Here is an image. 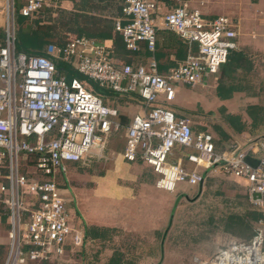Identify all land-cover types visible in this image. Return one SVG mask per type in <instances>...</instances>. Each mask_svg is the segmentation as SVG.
<instances>
[{
  "label": "built area",
  "instance_id": "1",
  "mask_svg": "<svg viewBox=\"0 0 264 264\" xmlns=\"http://www.w3.org/2000/svg\"><path fill=\"white\" fill-rule=\"evenodd\" d=\"M161 1H123V16L114 27L127 49L138 50L143 42L148 50H155ZM56 3L10 0L0 35V204L8 209L11 224L3 264L47 261L62 255L69 245L82 243V233L70 226L57 173L65 172L67 162L102 157L108 141L123 128L122 156L149 165L158 174L160 188L172 191L181 182L199 184L205 167L244 178L249 200L260 212L255 233L220 248L201 264H264V136L218 152L210 132L193 130L189 118L164 105L173 100L177 84H199L218 71L237 47V23L223 14L205 17L186 2L173 6L163 14V24L189 50L166 72L158 70L154 58L146 65L118 63L112 50L92 37L71 35L64 43H49L47 53L69 62L99 86L139 94L142 111L123 124L117 109L78 77L67 81L54 59L17 50L15 9L33 17ZM176 148L187 151L171 160ZM24 193L30 195L28 204ZM22 213L27 216L23 230Z\"/></svg>",
  "mask_w": 264,
  "mask_h": 264
},
{
  "label": "crops",
  "instance_id": "2",
  "mask_svg": "<svg viewBox=\"0 0 264 264\" xmlns=\"http://www.w3.org/2000/svg\"><path fill=\"white\" fill-rule=\"evenodd\" d=\"M123 1L63 0L62 3L72 7L75 16L84 18V22L79 21V28L85 26L84 32L88 33L79 36L92 37L104 43L112 50L118 63L146 65L154 58L160 72L178 65L189 50L187 43L165 28L162 16L166 11L186 2L208 16L230 15L239 31L237 47L231 50L218 71L208 74L201 83L177 84L172 103L177 98L180 100L175 110L189 118L193 130L213 135L218 152L235 143L245 144L250 139L264 136V0H233L218 9L210 6V0H201L202 6L199 0H174L170 4L162 1L156 18L154 51L148 50L143 42L138 50L125 47L114 27L115 20L123 16ZM243 4L248 12H245ZM252 19H257L255 26L248 25ZM89 31L95 35H89ZM101 32L106 35H99ZM191 47L196 52V45ZM103 100L117 109L123 124H128L132 116L143 109V101L136 92L106 90ZM124 143V135L112 138L102 157H93L88 162H68L58 182L62 189L70 186L74 190L77 199L75 209L72 211L73 208L68 206L67 210L70 226L83 235L82 243L69 245L58 257L34 263L155 264L158 261L168 264L169 251L177 255V247L172 248L169 242L172 227L177 224L179 208L176 202L182 197L188 198L189 203H195L214 189L228 198L230 208L239 211L238 221L246 226L247 233L229 238L225 243L220 242V237L214 238L213 245L203 242L199 246L190 242L194 257H209L235 241L248 240L255 233L260 212L249 200L244 178L225 174L218 167H205L202 169V182L196 185L181 183L177 189L169 191L156 185L157 173L149 165L141 160L124 159ZM182 152L185 150L176 148L171 155L175 158L170 159H178ZM257 157L253 156L252 162ZM95 163L103 165V168L93 169ZM86 193L96 198L91 208L83 202ZM66 194L72 200L68 190ZM71 200L68 199L67 204ZM218 200L219 205L225 206L224 196ZM2 222H7V225ZM10 229V218H3L0 211V246L9 245ZM3 261L0 258V264Z\"/></svg>",
  "mask_w": 264,
  "mask_h": 264
},
{
  "label": "rangeland",
  "instance_id": "3",
  "mask_svg": "<svg viewBox=\"0 0 264 264\" xmlns=\"http://www.w3.org/2000/svg\"><path fill=\"white\" fill-rule=\"evenodd\" d=\"M62 1L63 0H57L56 6L47 7L43 12H41L40 14H36L33 17H29V18L26 17L23 21L22 26H25L27 24H33V27H34L35 20H38L39 24H44L43 26H45L47 31L50 33V35L47 36V40H48L47 44L49 43L61 44L65 42L69 36L77 34V32L75 31V27L79 24V21L80 23L84 22V18L77 17L78 23L77 25H75L74 24V18H75L74 10L72 9V7L68 8L67 5H63ZM231 1L233 0H210V2L209 1L208 2L211 7H214L216 9L217 7H220L221 5H224V4L228 5ZM17 2L18 4H20L22 0H17ZM198 2L200 3L201 6L203 5L202 4L203 2H201V0H199ZM9 3H10V0H0V10H1L0 11V23H1L0 24V35L4 32L2 30L4 29L3 26L5 25V22L7 20L6 16H7V9H8ZM60 3L62 5H60ZM242 7L245 9V12H248L245 4H243ZM17 10L18 8H16L14 11L15 30H17V27H18V23L16 22V19L19 14ZM203 15L205 17H215L220 14H214L211 16H208L205 14ZM226 16L231 18L230 15L226 14ZM256 24H257V19H252V22H249L248 25L255 26ZM78 78L82 81V83L86 87L91 89L93 92H96V90H98L96 82L87 79L86 77L82 76L80 73H78ZM179 104H180V100L177 98L173 101V103L172 101L167 102L165 106L171 109L176 114L175 109H178ZM123 135H124V128L120 129L116 133V136L113 137V139H117L118 137L121 138ZM182 153L180 156L183 155ZM170 158L174 159L175 156H170ZM19 162L21 164V155L19 156ZM67 164L68 162L66 163V166ZM90 167L91 166H87V168H90ZM92 168L95 170L102 169L103 165H99L98 163H95L94 165H92ZM28 169L34 170L32 167H28ZM62 175H63L62 172L57 173V180H58V177ZM157 178H158V174H156V179ZM90 179L95 180L96 178H90ZM181 183H185V182H181ZM181 183H178L175 189H177L178 185ZM67 190L69 191L72 197V200L69 197V195L67 196L68 194V193L66 194ZM61 193L62 195L66 197V199L68 198L69 201L71 200V202L67 204V207L71 206L73 208L72 211H74L75 205L77 203L74 190L70 188V186H68L65 190L61 188ZM180 195L181 194H179V196ZM221 196H224L223 202L225 203V206H221L218 203L219 202L218 199ZM84 197H85V201L83 202L86 205H88L90 208L91 206H94L96 202L95 201L96 198L94 196H90L89 193H86ZM197 199L198 198L194 200L196 201ZM23 201L25 204H28V202L31 201L30 195L28 193L23 194ZM188 201H189L188 198L181 197V199L180 200L178 199V201L176 202L178 203L177 208H179V212L177 215V224L172 227V233L170 235L171 240L169 242L171 243L172 248H174L175 246L177 247V251H176L177 255H174L173 252L169 251L170 254L167 256V259H166L168 264H201V261L207 258V257H204V258L194 257L193 250L189 248L190 242H194V245H199V246H201L203 242L210 243V245H213L212 239L214 238L220 237V242L225 243L229 238H233L234 236L239 237V235H243L247 233L246 226H243L240 223V221H238L237 216L240 214L239 211L237 209L230 208L229 207L230 202L228 198L225 197V195L218 192L217 189H214L211 193L204 195L202 198L197 200L195 203H189ZM180 203H181V206L179 205ZM25 215L26 214L22 213L23 219H22L21 226H20L22 230L24 229V223H25V220L27 219V216ZM2 223L5 226L7 225V222H2ZM208 238H209V242H208ZM7 247H8L7 243L0 246L1 261L4 260L6 256ZM212 255L214 254H211L209 256H212ZM24 264H59V263L57 262L34 263V262L26 261ZM155 264H161V263L157 261Z\"/></svg>",
  "mask_w": 264,
  "mask_h": 264
},
{
  "label": "trees",
  "instance_id": "4",
  "mask_svg": "<svg viewBox=\"0 0 264 264\" xmlns=\"http://www.w3.org/2000/svg\"><path fill=\"white\" fill-rule=\"evenodd\" d=\"M162 1L167 3V4H170L174 0H162ZM45 9L39 11L37 14H40ZM25 18H26V16L19 14L17 19H16V22L18 23L17 30H15L17 50L23 51L26 53L43 54V55H47V56L51 57L52 59H54L56 67L58 68V70L65 75L67 81H69L72 77H78L79 72L69 62H67L63 59H60V58H55L52 55H50L49 53H47V51H46V45H48L47 44L48 43L47 36H49L50 33L47 31L46 27L43 26L44 24H39V21L35 20V23H34L35 26L34 27H33V24H27L25 26H22ZM27 18H29V17H27ZM77 23H78V19H77V16H75L74 24L77 25ZM78 25L75 27V31L77 32V34H75V35H86L88 33V31L86 33L84 32L86 27L83 26V27L79 28ZM89 33H90V31H89ZM98 34L99 35H106L102 32L98 33ZM89 35H95V34L90 33ZM96 85H97L98 90H96L95 93L97 95H99L102 98V101L104 102L103 93L106 90L111 91L112 89L107 88V87H103V86H99L97 83H96ZM162 103L164 104V102H162ZM176 115L186 116V115L180 114L178 112H176ZM24 168L26 169V167H24ZM0 211H1V214L3 213L2 214L3 218H5V216L6 217L9 216V212L6 209V207L4 206V204H0Z\"/></svg>",
  "mask_w": 264,
  "mask_h": 264
}]
</instances>
